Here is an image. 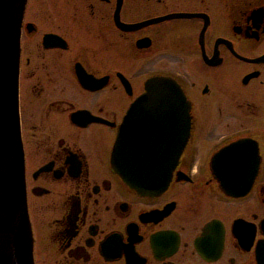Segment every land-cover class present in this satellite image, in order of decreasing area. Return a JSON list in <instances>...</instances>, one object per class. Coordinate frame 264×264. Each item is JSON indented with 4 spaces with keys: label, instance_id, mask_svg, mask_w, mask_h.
I'll list each match as a JSON object with an SVG mask.
<instances>
[{
    "label": "flooded vegetation",
    "instance_id": "af4514ba",
    "mask_svg": "<svg viewBox=\"0 0 264 264\" xmlns=\"http://www.w3.org/2000/svg\"><path fill=\"white\" fill-rule=\"evenodd\" d=\"M19 32L3 122L32 264H264V0H24ZM156 76L188 109L151 135L173 166L140 192L111 156ZM21 242L0 238V261L26 260Z\"/></svg>",
    "mask_w": 264,
    "mask_h": 264
},
{
    "label": "water",
    "instance_id": "95a60500",
    "mask_svg": "<svg viewBox=\"0 0 264 264\" xmlns=\"http://www.w3.org/2000/svg\"><path fill=\"white\" fill-rule=\"evenodd\" d=\"M23 2L0 0V238L4 240L8 233H12L13 239L18 237L22 240V247L25 244L28 247V258L21 263L0 261V264H32L22 163H19L15 155L18 148L17 131L12 129L10 133L3 122L6 118L14 123L17 118V54ZM7 14H11L9 21ZM7 23L11 24L10 29ZM187 109L185 97L174 80L157 76L146 82L144 91L129 108L116 136L111 156L112 170L123 176L137 191L161 189L167 183L166 175L173 164L152 158L150 137L152 134L166 132L162 126L167 119H185ZM165 110L171 111L170 114H164ZM183 134L185 138V130ZM10 136L12 138L9 143ZM134 150L139 151L134 154Z\"/></svg>",
    "mask_w": 264,
    "mask_h": 264
}]
</instances>
